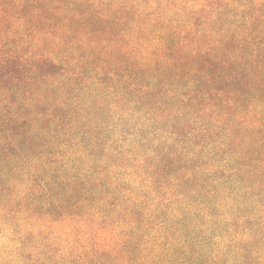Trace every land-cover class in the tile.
Returning <instances> with one entry per match:
<instances>
[{"label": "trees", "instance_id": "1", "mask_svg": "<svg viewBox=\"0 0 264 264\" xmlns=\"http://www.w3.org/2000/svg\"><path fill=\"white\" fill-rule=\"evenodd\" d=\"M0 264H264V0H0Z\"/></svg>", "mask_w": 264, "mask_h": 264}]
</instances>
